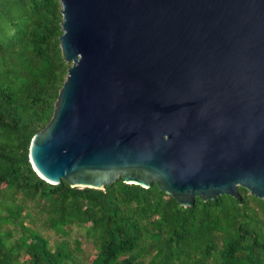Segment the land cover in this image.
Wrapping results in <instances>:
<instances>
[{"label":"water","instance_id":"water-1","mask_svg":"<svg viewBox=\"0 0 264 264\" xmlns=\"http://www.w3.org/2000/svg\"><path fill=\"white\" fill-rule=\"evenodd\" d=\"M70 63L29 161L45 181L264 199V0H59Z\"/></svg>","mask_w":264,"mask_h":264},{"label":"trees","instance_id":"trees-1","mask_svg":"<svg viewBox=\"0 0 264 264\" xmlns=\"http://www.w3.org/2000/svg\"><path fill=\"white\" fill-rule=\"evenodd\" d=\"M61 19L59 0H0V264H264V199L244 187L182 207L156 182L96 189L36 173L31 139L70 66Z\"/></svg>","mask_w":264,"mask_h":264},{"label":"rangeland","instance_id":"rangeland-1","mask_svg":"<svg viewBox=\"0 0 264 264\" xmlns=\"http://www.w3.org/2000/svg\"><path fill=\"white\" fill-rule=\"evenodd\" d=\"M73 234H76V231ZM83 247L85 248L86 252H89L90 245L87 242H84Z\"/></svg>","mask_w":264,"mask_h":264}]
</instances>
